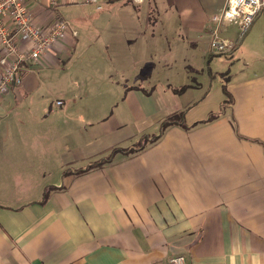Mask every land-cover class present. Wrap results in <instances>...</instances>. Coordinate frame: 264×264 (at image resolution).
I'll return each instance as SVG.
<instances>
[{
	"label": "crops",
	"instance_id": "obj_1",
	"mask_svg": "<svg viewBox=\"0 0 264 264\" xmlns=\"http://www.w3.org/2000/svg\"><path fill=\"white\" fill-rule=\"evenodd\" d=\"M225 3L58 8L68 36L0 95V264H264V15L233 51L212 55L210 17ZM28 6L37 25L53 17L48 0ZM82 8L99 22L113 13L123 33L94 101L66 66L86 24L69 14ZM238 35L235 24L219 31ZM213 56L222 86L203 75Z\"/></svg>",
	"mask_w": 264,
	"mask_h": 264
},
{
	"label": "built area",
	"instance_id": "obj_2",
	"mask_svg": "<svg viewBox=\"0 0 264 264\" xmlns=\"http://www.w3.org/2000/svg\"><path fill=\"white\" fill-rule=\"evenodd\" d=\"M28 1L0 0V95L22 84L23 64L47 56L68 36L69 22L58 11L61 5L79 2L101 10L110 0H48L53 17L44 25L34 23ZM260 13L264 15V0H226L222 11L210 17L214 28L208 42L209 53L221 55L233 51ZM230 24L238 27L236 41L219 36L220 29ZM71 33L75 35V31ZM61 103L60 100L55 102L56 105ZM165 264L187 262L183 255H174Z\"/></svg>",
	"mask_w": 264,
	"mask_h": 264
},
{
	"label": "rangeland",
	"instance_id": "obj_3",
	"mask_svg": "<svg viewBox=\"0 0 264 264\" xmlns=\"http://www.w3.org/2000/svg\"><path fill=\"white\" fill-rule=\"evenodd\" d=\"M84 4L85 3H81V5H78H80L81 7ZM75 7L76 6H73V8H71L70 10L74 9ZM77 7L74 11L77 10ZM73 12L69 14L71 20H74L73 18L78 17L79 19H82L84 23L86 22V24H82V27H79L78 44L72 47V54L70 55V57H68L70 59L66 63V66L70 65L68 79L71 82L79 81L83 83L85 86L84 89L87 93L86 99L94 101L93 98H90V96H93V94L96 93L99 89L97 87L102 85L99 83H104L108 80L110 82L113 80V58L111 55V47H113V44L117 42V39L122 37L123 33H120L119 30H117L118 28L116 27L119 26V23L118 21L113 20V13L103 14L104 10H102L100 13L105 15L106 18L104 19V21L101 20L99 22L98 19L100 14L94 12L92 8H82V10H79L78 12ZM75 36L76 31L73 37ZM134 52L135 50L133 49L132 53ZM176 54L179 55L175 51L174 56L176 60L174 61H180V57H177ZM133 57L136 58L135 56ZM152 57L154 58L156 56L154 55ZM216 57L218 56H213L214 62H212L211 65L213 73L209 72L208 70V72H204L203 75L206 80H208V78L209 80L216 78L215 82H218L219 85L222 86L226 81V77H224L223 73L221 72L226 70V68L222 66L221 59H219L218 62L215 61L217 59ZM208 64L210 65V63L205 62V71H207ZM192 66L195 67L194 65ZM194 70H196V67ZM194 73L198 74L197 72ZM152 80L153 76L151 75V81ZM198 81L204 83V79ZM87 106H94V104H87Z\"/></svg>",
	"mask_w": 264,
	"mask_h": 264
},
{
	"label": "trees",
	"instance_id": "obj_4",
	"mask_svg": "<svg viewBox=\"0 0 264 264\" xmlns=\"http://www.w3.org/2000/svg\"><path fill=\"white\" fill-rule=\"evenodd\" d=\"M223 90H224V93L226 94V95H228V93H227V91H226V89L223 87ZM225 103H228V100L227 101H225ZM224 102H223V104H225ZM216 113H211L210 115H209V118L207 119V120H211L214 116H216L215 115ZM181 115H177V116H172V117H170V118H168V119H166V120H164L163 122H162V124H161V131H160V133H162V131H163V129L165 128V127H167L168 125H170V124H174V123H178V122H181L182 123V120H181ZM184 125V124H183ZM157 139V137H152V141H154V140H156ZM147 141V139H143L142 140V142L139 144V147H141V146H143L144 144H145V142ZM139 147H137V148H139ZM134 149H136V148H134V147H132V148H130V149H128V150H125L126 152H130V150L132 151V150H134ZM141 149V148H140ZM115 151H117L116 149H114L113 150V152H112V154L115 152ZM102 162H99V163H94V164H101ZM94 164H91V165H89V166H87L86 168H89V167H91V166H93ZM85 168V169H86Z\"/></svg>",
	"mask_w": 264,
	"mask_h": 264
}]
</instances>
